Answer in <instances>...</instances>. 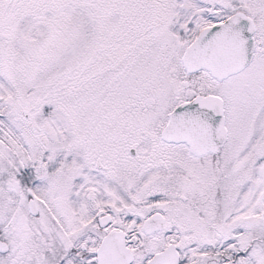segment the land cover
<instances>
[{"label":"snow or ice","instance_id":"obj_1","mask_svg":"<svg viewBox=\"0 0 264 264\" xmlns=\"http://www.w3.org/2000/svg\"><path fill=\"white\" fill-rule=\"evenodd\" d=\"M0 264H264V0H0Z\"/></svg>","mask_w":264,"mask_h":264}]
</instances>
